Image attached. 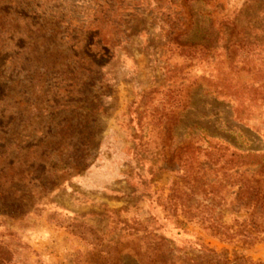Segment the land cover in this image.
Masks as SVG:
<instances>
[{
    "label": "rangeland",
    "instance_id": "374dc122",
    "mask_svg": "<svg viewBox=\"0 0 264 264\" xmlns=\"http://www.w3.org/2000/svg\"><path fill=\"white\" fill-rule=\"evenodd\" d=\"M262 231L264 0H0V264H264Z\"/></svg>",
    "mask_w": 264,
    "mask_h": 264
},
{
    "label": "trees",
    "instance_id": "16d2710c",
    "mask_svg": "<svg viewBox=\"0 0 264 264\" xmlns=\"http://www.w3.org/2000/svg\"><path fill=\"white\" fill-rule=\"evenodd\" d=\"M256 194L259 195L258 193H256ZM211 227H213V228H205V229L207 231L211 230L213 232V235L225 236L226 238L227 237L233 238L235 236L234 234L229 233L228 230L230 228H224L223 226H222V228H214L216 226H211ZM219 227H221V225ZM179 229L184 230V228H179ZM186 232L189 233L188 231H186ZM261 233H263V235H264V231H262ZM193 235H195V234H193ZM239 235L241 236L242 234H239ZM153 236L155 237L154 238L155 240L160 241L161 243H163V242H164V244L170 243V240L163 238L162 236H158L156 234H154ZM243 237H244L243 240L248 245H252L253 243H256V242L262 240L260 238V236H253L250 233L246 234ZM200 241H201V239L198 238L197 241L194 242V244H193L194 250H197L199 252V254L194 255V256H192V255L182 256V255L176 253V257L174 260L172 258H167V260L164 264H232L231 261L228 259L227 253H220L214 249H210L209 247H207L206 245H204ZM164 244H162L161 246H164ZM173 250L175 251L176 249L173 248V249H169L168 251L173 252ZM236 258H237V260L241 259V257H238L237 255H236ZM254 264H258V263L254 262Z\"/></svg>",
    "mask_w": 264,
    "mask_h": 264
}]
</instances>
